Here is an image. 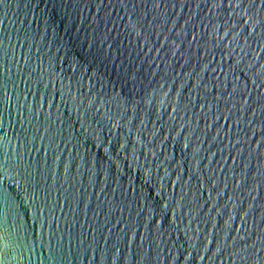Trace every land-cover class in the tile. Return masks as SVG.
Instances as JSON below:
<instances>
[{
	"label": "water",
	"instance_id": "95a60500",
	"mask_svg": "<svg viewBox=\"0 0 264 264\" xmlns=\"http://www.w3.org/2000/svg\"><path fill=\"white\" fill-rule=\"evenodd\" d=\"M0 264H264V0H0Z\"/></svg>",
	"mask_w": 264,
	"mask_h": 264
}]
</instances>
